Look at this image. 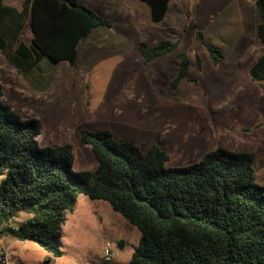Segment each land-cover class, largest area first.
Instances as JSON below:
<instances>
[{"label": "rangeland", "instance_id": "1", "mask_svg": "<svg viewBox=\"0 0 264 264\" xmlns=\"http://www.w3.org/2000/svg\"><path fill=\"white\" fill-rule=\"evenodd\" d=\"M79 2L111 27L94 29L79 43L74 66L42 62L26 80L0 53L2 101L22 119L40 120L38 146L70 144L73 172L96 168L90 148L80 141L83 129H108L142 151L157 145L168 154L167 168L193 165L217 148L248 151L256 155V183L264 188V84L248 75L264 53L256 37L255 0H171L161 23H152L137 0ZM197 31L222 52L221 63H211ZM30 37L27 25L22 38L28 43ZM163 38L178 42L176 52L190 59L188 77L176 84V52L148 63L138 52L140 43ZM139 237L106 203L79 195L61 226L60 258L48 260L36 243L5 237L0 264H95L106 243L112 263L127 264Z\"/></svg>", "mask_w": 264, "mask_h": 264}, {"label": "trees", "instance_id": "2", "mask_svg": "<svg viewBox=\"0 0 264 264\" xmlns=\"http://www.w3.org/2000/svg\"><path fill=\"white\" fill-rule=\"evenodd\" d=\"M161 23L171 0H137ZM256 37L264 43V0H255ZM29 26V42L23 31ZM111 22L79 0H22L20 10L0 0V53L28 80L46 62L74 66L79 43ZM213 65L222 52L205 41ZM167 38L138 52L145 63L177 51ZM178 59L174 84L188 77L190 59ZM195 66L202 60L195 55ZM251 82L264 84V53L248 70ZM0 86V239L36 243L60 258L61 226L83 195L106 203L140 234L127 264H264V188L256 183V155L217 148L198 163L167 168V152L153 145L146 151L118 140L108 129L80 131V141L96 161L93 171L73 172L68 143L39 147L38 119H22L2 101ZM23 214L26 218L16 221ZM95 264H113L98 262Z\"/></svg>", "mask_w": 264, "mask_h": 264}, {"label": "built area", "instance_id": "3", "mask_svg": "<svg viewBox=\"0 0 264 264\" xmlns=\"http://www.w3.org/2000/svg\"><path fill=\"white\" fill-rule=\"evenodd\" d=\"M113 254L111 252V247L109 243H106L103 247L102 253H101V261L106 263H111Z\"/></svg>", "mask_w": 264, "mask_h": 264}, {"label": "crops", "instance_id": "4", "mask_svg": "<svg viewBox=\"0 0 264 264\" xmlns=\"http://www.w3.org/2000/svg\"><path fill=\"white\" fill-rule=\"evenodd\" d=\"M3 4L19 11L21 8L22 0H3Z\"/></svg>", "mask_w": 264, "mask_h": 264}, {"label": "water", "instance_id": "5", "mask_svg": "<svg viewBox=\"0 0 264 264\" xmlns=\"http://www.w3.org/2000/svg\"><path fill=\"white\" fill-rule=\"evenodd\" d=\"M123 246H124V243L122 241H120V242L117 243V249L118 250H122L123 249Z\"/></svg>", "mask_w": 264, "mask_h": 264}]
</instances>
